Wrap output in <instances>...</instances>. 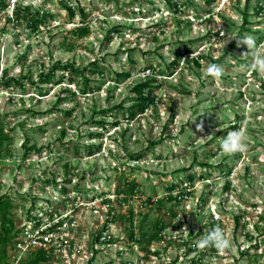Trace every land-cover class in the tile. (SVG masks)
<instances>
[{
  "label": "rangeland",
  "instance_id": "1",
  "mask_svg": "<svg viewBox=\"0 0 264 264\" xmlns=\"http://www.w3.org/2000/svg\"><path fill=\"white\" fill-rule=\"evenodd\" d=\"M190 1L178 13L166 0H5L0 8V79L25 80L10 89L0 83V125L11 137L0 152V197L13 201L7 219L19 228L33 209L77 221L65 228L75 252H56L49 264H264V77L240 69L251 57H242L246 45L237 46L245 35L264 44V11L256 8L264 0H249V7L248 0ZM17 6L51 17L35 32L16 19ZM86 26L89 35L78 36ZM181 43L194 53L173 68ZM58 61L79 69L97 61L106 70L86 74L88 93L85 78L70 84L73 76L60 71L61 84H32ZM209 64L221 65L223 75L207 76ZM148 68L159 79L156 103L129 120L116 108L133 104L132 89ZM169 68L171 76L159 75ZM123 71L131 78L118 81ZM109 108L112 114H100ZM241 129L247 152L222 154L221 139ZM27 139L42 151L25 157ZM150 141L157 145L149 148ZM131 153L144 157L133 161ZM189 176L195 180L187 186ZM181 182L189 188L180 198L181 188H169ZM126 183L139 185V193ZM161 224L160 239L149 243ZM217 226L232 248L197 249Z\"/></svg>",
  "mask_w": 264,
  "mask_h": 264
},
{
  "label": "trees",
  "instance_id": "2",
  "mask_svg": "<svg viewBox=\"0 0 264 264\" xmlns=\"http://www.w3.org/2000/svg\"><path fill=\"white\" fill-rule=\"evenodd\" d=\"M207 4L212 5L216 0H205ZM249 0L248 3H246V6L249 7ZM167 5L169 6V8L174 11V12H181V8L182 6H188L191 4L190 0H166ZM0 8L1 9H5L6 8V4H5V0H0ZM64 8L69 12L70 17L73 19L76 16V11L74 8H72V6H69L67 4H64ZM257 14L260 15L263 13L264 11V7L262 5H258L257 7ZM79 12L80 14L85 17V11L83 8L79 7ZM14 14L16 16V19H23L24 21H26L28 23V27L33 30V31H37L39 28V25L43 24L46 22L47 18L51 17V14H49L48 12H43L41 13L40 11H36V12H31V8L30 7H21V6H17ZM245 28V27H244ZM115 30H119V28L115 29ZM76 33L78 36H88L90 33V29L88 26L86 27H80L78 29H76ZM108 38V37H107ZM190 44V43H189ZM182 46H184L183 51L182 52H178L175 54V59L172 62V66L173 68H177L179 61L186 57L187 55H190L193 52V50L191 48L188 47V44L186 43H181ZM233 46V45H232ZM104 60V59H102ZM197 64H199V62H197ZM152 68V66H151ZM162 68V67H159ZM106 68L104 66H101L99 62L95 61L92 64H90V66L88 67H83V68H75L74 64H70V63H63V62H56L53 66H51V68L48 70L47 73L45 74H41L38 81H32V84H37L39 86H43V85H47V84H52V83H56V84H61L62 80L57 81L56 80V74L57 72H63V73H68L71 74L73 76V78L70 80V84H73L74 82L77 81L78 77L81 78H85L86 74L89 72V74H98V75H104ZM155 71V69H153ZM159 75H163V76H171V72H170V68L167 70H158ZM116 78L118 81H122V80H126L131 78V72L130 71H123L121 73H116ZM0 83L3 85L4 88L6 89H10L14 86H20L23 87L24 86V81L23 77L21 79H17L16 77H8L7 73H4L3 76L0 79ZM87 81H89V79L85 78V87L82 90L83 93H88L86 92V88L87 86ZM159 79L157 78H151L148 77L146 79H144V81L136 84L133 89H132V93L135 95L133 100V104L128 107V108H124L123 104H120L114 108L121 110L123 113L128 115L129 120H133L137 115L140 114H145L152 105H154L156 103V99L157 96L155 94L156 89L159 88ZM261 87L264 89V82H261ZM43 88V87H41ZM90 92L89 93H93L91 90L93 89H89ZM46 93H44L41 90V96H45ZM113 108V109H114ZM112 108L109 109H104L102 111H99L100 114H107V113H111L113 111ZM112 114V113H111ZM94 122V121H92ZM103 126L104 123H99ZM114 125L116 126L117 123H114ZM238 126L235 123L231 129L235 130L237 129ZM63 136H65V132H63ZM11 140V137L9 136L8 133H6L3 129V127L0 125V152H3V146L5 143H9ZM29 140L27 139L25 141V144L23 145L24 148V156L28 157L33 151L36 152H41L42 149L41 148H37L36 145H28ZM157 145V143H155L154 141H150L149 142V148H153ZM76 152L78 153V150H76ZM88 154L90 156L94 155V147L93 146H89L88 147ZM144 157L143 153H139V154H134L131 153L130 154V160L133 161H140L142 158ZM66 168H68V165H66ZM192 167H189L187 170H190ZM195 177L194 176H189L187 178V182L189 183L187 186L192 185L194 183ZM70 182V180L66 179V183ZM184 182V181H183ZM47 184V183H46ZM182 182L180 184H172L171 187L169 188L170 192H173L175 189H182L181 191H179V196L180 198L185 196L187 191L186 189L189 187H182ZM126 185L128 187H130V193L131 194H137L140 191V186L135 184V183H126ZM63 194H67L68 193V189L66 187L62 188L61 191ZM176 199V197H175ZM48 205H51L50 202H47ZM13 208V201L10 197H8V195H2L0 197V221H1V229L3 232V235H0V246L3 247L1 254H0V263L5 264L6 260H7V247L10 243H12L13 239L15 238V234H17L18 232V226L14 225L11 221H9L7 218L10 214L11 209ZM34 208V207H32ZM33 210V209H32ZM116 220V215H113L110 222H113ZM239 221V218L237 219ZM16 226V227H15ZM164 229V224H161V227L158 230L153 231V233H151L148 242L152 243L154 241H157L160 239L161 237V232ZM264 230V228H263ZM12 231H14V235L11 236L10 234L12 233ZM264 232V231H263ZM146 236V235H142ZM103 236L101 234L97 235V242L101 241V238ZM131 238H133V235L131 236ZM257 249H259L258 246H256ZM248 251L246 252H242V255L247 254ZM31 257L28 261V264H49L52 259H53V254H48L45 250H36L35 252L30 254ZM192 264H196L194 261H192Z\"/></svg>",
  "mask_w": 264,
  "mask_h": 264
},
{
  "label": "built area",
  "instance_id": "3",
  "mask_svg": "<svg viewBox=\"0 0 264 264\" xmlns=\"http://www.w3.org/2000/svg\"><path fill=\"white\" fill-rule=\"evenodd\" d=\"M152 74L153 70L151 68L142 71L144 79ZM30 213L31 215L18 229L17 237L9 254L11 259L7 264H26L29 254L39 249L45 250L48 254L52 253L53 257L56 252L68 250L70 253L75 252V242L70 236L66 235L69 227L75 229L73 228L74 224L77 223L75 219H72L70 215H62L56 212L51 213L49 216L34 214L33 210ZM68 224L70 225L68 226Z\"/></svg>",
  "mask_w": 264,
  "mask_h": 264
},
{
  "label": "clouds",
  "instance_id": "4",
  "mask_svg": "<svg viewBox=\"0 0 264 264\" xmlns=\"http://www.w3.org/2000/svg\"><path fill=\"white\" fill-rule=\"evenodd\" d=\"M246 45L248 51L242 53V57H251L248 64L240 65L244 71L256 72L264 77V44L257 46L256 40L250 35H245L237 40V46ZM204 72L212 78H219L223 75V67L219 64H209ZM247 137L244 130L229 132L226 137L221 139L220 147L222 154L233 155L236 153H245L248 150ZM183 231H187L185 228ZM196 248L204 250L215 248L218 253L224 254L232 248V242L225 231L219 226L206 232L196 241Z\"/></svg>",
  "mask_w": 264,
  "mask_h": 264
}]
</instances>
